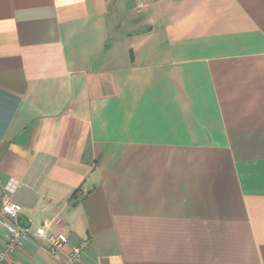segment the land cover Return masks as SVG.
<instances>
[{"label": "crops", "instance_id": "0c3cea01", "mask_svg": "<svg viewBox=\"0 0 264 264\" xmlns=\"http://www.w3.org/2000/svg\"><path fill=\"white\" fill-rule=\"evenodd\" d=\"M5 195L6 264H264V0H0Z\"/></svg>", "mask_w": 264, "mask_h": 264}, {"label": "built area", "instance_id": "2783aa9c", "mask_svg": "<svg viewBox=\"0 0 264 264\" xmlns=\"http://www.w3.org/2000/svg\"><path fill=\"white\" fill-rule=\"evenodd\" d=\"M22 211L23 206L20 203L11 200L7 195L2 198L0 214L5 217L3 223L7 228V242L0 249V264H6L7 256L21 245L23 238L28 235V228L24 227L19 221ZM36 234L43 239L49 251L55 255L61 253L70 241L67 233L63 231L50 233L44 225L37 228ZM86 246L87 242L81 241L70 250L65 260L56 264H80Z\"/></svg>", "mask_w": 264, "mask_h": 264}]
</instances>
